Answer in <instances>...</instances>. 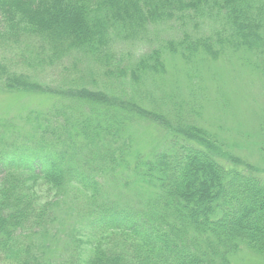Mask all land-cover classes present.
Masks as SVG:
<instances>
[{
    "label": "trees",
    "instance_id": "trees-1",
    "mask_svg": "<svg viewBox=\"0 0 264 264\" xmlns=\"http://www.w3.org/2000/svg\"><path fill=\"white\" fill-rule=\"evenodd\" d=\"M240 49L264 74V0H0V90L51 99L0 117V264L264 258V179L219 161L192 108L117 87L167 54ZM144 121L163 145L141 147Z\"/></svg>",
    "mask_w": 264,
    "mask_h": 264
},
{
    "label": "rangeland",
    "instance_id": "rangeland-1",
    "mask_svg": "<svg viewBox=\"0 0 264 264\" xmlns=\"http://www.w3.org/2000/svg\"><path fill=\"white\" fill-rule=\"evenodd\" d=\"M253 62L241 49L225 50L216 56L199 53L192 59L167 54L163 69L153 81L149 80L153 74H148L141 81L117 82V87L121 92L135 94L138 100L151 95L148 100L152 105L161 104L163 98H167L170 109L175 104L183 110L192 108L191 118L197 125L216 134L215 138L207 136L202 140L208 139V150L219 161L229 167L249 170L264 179V74L251 66ZM53 70L47 69L44 73L50 72L45 77L47 85L54 83ZM175 95V101L169 97ZM50 103L47 94L0 90V117L6 114L21 117L30 108H48ZM187 117L190 119L188 113ZM179 120L182 116L175 119L173 129H178ZM148 123L133 124V136L141 141V147L143 144L163 145L166 141L163 130L146 127ZM192 134L198 133L192 131ZM35 190L43 201L54 193L44 186ZM85 241L91 247L93 240L86 238ZM232 261L234 264H264L261 255L247 249H242Z\"/></svg>",
    "mask_w": 264,
    "mask_h": 264
}]
</instances>
